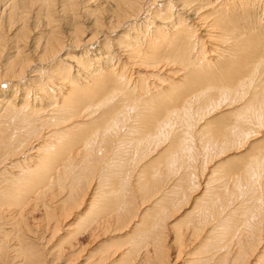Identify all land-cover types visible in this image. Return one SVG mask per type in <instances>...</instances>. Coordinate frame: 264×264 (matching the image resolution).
Returning a JSON list of instances; mask_svg holds the SVG:
<instances>
[{
    "label": "bare ground",
    "instance_id": "6f19581e",
    "mask_svg": "<svg viewBox=\"0 0 264 264\" xmlns=\"http://www.w3.org/2000/svg\"><path fill=\"white\" fill-rule=\"evenodd\" d=\"M29 23L45 34L38 79ZM163 142V179L145 186L155 164L141 160ZM133 186L150 204L126 236L135 264L169 263L175 213V233L192 221L168 239L179 264H264V0H0V264H68L78 233L137 217ZM117 244L85 264L126 262Z\"/></svg>",
    "mask_w": 264,
    "mask_h": 264
},
{
    "label": "rangeland",
    "instance_id": "374dc122",
    "mask_svg": "<svg viewBox=\"0 0 264 264\" xmlns=\"http://www.w3.org/2000/svg\"><path fill=\"white\" fill-rule=\"evenodd\" d=\"M152 7H154V6H152ZM245 10H247V9H245ZM231 19H232V17H231ZM157 22V21H156ZM243 23V22H242ZM236 25H241V22H238V24H236ZM40 27V28H39ZM33 26L31 23H29V27H28V30H27V33H26V35H27V37H24L23 39L24 40H26V49H24V50H26V52H27V50H29V54H28V56H30L29 58H31V61H29V66L28 67H30L29 68V70H35L34 72H33V78L35 77V75H36V79H38V76L37 75H41V72L42 71H44V69H47L48 68V66H47V64L46 63H42V64H38L37 63V60H35V54L34 53H32V51H31V48H32V46H34V44H35V42L36 41H38V39H41V41L43 40V38H44V36H45V34L44 35H42L41 33L42 32H44L43 30H41V26ZM29 31L31 32V33H29ZM33 31V32H32ZM121 31H122V29H121ZM120 31V34L122 33ZM125 31V30H124ZM29 33V34H28ZM34 34V35H33ZM87 33L85 32V34L84 35H86ZM41 36L40 38H39V36ZM19 36H21V35H19ZM28 36H29V38H28ZM88 36H89V34H88ZM88 36L86 37V38H88ZM110 36L111 37H114L115 35H111L110 34ZM36 37V38H35ZM243 37H244V35H243ZM26 38V39H25ZM31 38V39H30ZM38 38V39H37ZM117 38H121V36H119V37H117ZM21 39V38H20ZM29 39V40H28ZM27 40H28V42H27ZM40 41V40H39ZM24 41L22 40V41H19L18 43H19V45H22L21 43H23ZM30 42H31V44H30ZM30 44V45H29ZM33 44V45H32ZM88 44V43H87ZM29 45V46H28ZM83 45H85V44H83ZM82 45V46H83ZM28 46V47H27ZM81 46V47H82ZM31 47V48H30ZM85 47V46H84ZM80 48V47H79ZM79 48H77V49H79ZM77 49H75V50H77ZM66 50H71V51H73L72 49H70L69 48V46H68V48L66 49ZM75 52H77V51H75ZM34 56H33V55ZM33 64V65H32ZM35 65V66H34ZM34 66V67H33ZM36 66H37V68H36ZM141 69H139V72H142V73H144V72H148V71H146L145 69H146V67L145 66H139ZM36 68V69H35ZM42 68H44V69H42ZM42 69V70H41ZM36 70H38V71H36ZM40 70V71H39ZM47 71V70H46ZM37 73H40V74H37ZM42 76H43V74H42ZM32 78V79H33ZM148 80V82H153V80L151 81V79L149 80L148 78H146V77H144V80ZM28 83H30V82H28ZM154 83V82H153ZM225 111L227 112L226 114H225ZM216 114H220L221 115V117L223 118V119H221L222 121L224 120V121H226V119L228 118V116L230 115V114H232V112L230 113V111L228 110V109H226V110H221L219 113H216ZM212 116H214V117H212ZM212 116H210V117H208L207 119H206V121H210V119L212 120V121H214V119L217 117V115H212ZM220 116L219 117H217L216 119H215V121L217 120V121H219L220 122V118H221ZM225 117V118H224ZM231 118H233L231 115H230V118L229 119H231ZM211 121V122H212ZM214 121V122H215ZM216 121V122H217ZM223 121V122H224ZM213 122V123H214ZM205 123V122H204ZM204 124H202V126H203ZM208 129V128H207ZM214 133V132H213ZM202 136V135H201ZM259 138H261V136L259 137ZM258 137H256L255 138V140H258L259 139ZM254 140V139H253ZM252 140V141H253ZM254 140V141H255ZM196 142V141H195ZM164 143V142H163ZM159 143L158 145H156L155 143H154V145H156V147H155V153L153 152H151V153H148L147 154V156H145L144 158H142L143 160H141L142 161V163H141V166H140V168L139 169H141V167L143 166L144 168H149V166H150V168L149 169H151V167L155 164L156 165V163L158 164V165H161V163H164L165 161V157H166V155H168L167 153L169 152H167V151H165V148L167 147V146H165L166 144L164 143ZM81 146V145H80ZM150 147V146H149ZM78 149H79V147H78ZM81 149V148H80ZM150 149H151V147H150ZM161 149V150H160ZM245 149V148H244ZM145 150V151H144ZM143 151H142V154L143 153H145V152H148V149H144ZM172 150H173V148H172ZM247 149H245L244 151H246ZM77 151H79V150H77ZM244 151H242V154H241V152H239L238 154H239V158L238 159H241L242 157V155H245V152ZM199 152H201V151H198L195 155V161H194V165L195 166H197V165H200L199 163H198V161H204V160H202V156H203V154L202 153H199ZM156 153H158V154H160V155H158V154H156ZM149 154H151V155H149ZM149 155V156H148ZM156 157L157 156V160L155 159L154 160V157ZM164 158H163V157ZM150 157H152L153 158V160L154 161H156V163H154V161H152V158H150ZM201 158V159H200ZM235 158V157H234ZM149 159V160H148ZM229 159V158H228ZM227 159V160H228ZM145 160V161H144ZM152 161V165H151V163L149 162V161ZM222 160H224V158H221V160L220 161H222ZM233 160H235V162H231V165L233 166L237 161H236V159H233ZM143 161L145 162V163H143ZM193 161H192V163H193ZM197 161V162H196ZM147 162H148V164H147ZM145 166H147V167H145ZM214 164H216V163H214ZM149 165V166H148ZM155 165H154V168H153V171L152 170H146L145 172H150V174H148V178H149V176H151V178H149V179H147L146 178V180H145V183H144V185L145 186H147L148 184H150V182H154L155 183V180L158 178L159 179V182L163 179V176H160L159 174H158V172L157 171H160L161 169H163L162 168V165L161 166H157L156 165V168H155ZM224 165V164H223ZM142 167V168H143ZM161 169H160V168ZM197 168H199L198 166H197ZM155 169L157 170V171H155ZM159 169V170H158ZM196 169V168H195ZM155 172V174H156V176L154 175H152V172ZM145 176V177H146ZM160 178H161V180H160ZM203 180V179H202ZM202 180H201V182H202ZM147 182V183H146ZM133 194L135 195L134 196V199H133V203L135 204V207H138V205L140 206V207H138L139 209L137 210V217H134L131 221H129V222H127L126 224H124V225H112L113 227V230L111 231H109L108 233H104L102 230H98V231H96L95 233H94V235H90V234H81V233H78V238L79 239H76L75 241H77V242H79V243H81L82 241V245H85V250L84 251H82L81 253L79 252L78 254L81 256H78V255H72V257H71V262H69V263H71V264H85L86 262H87V260H86V262H85V258L87 259L88 257H86V254L87 253H89L90 252V250L92 251V252H90V253H94V254H97L98 252H99V250L100 249H102V250H104V249H106V248H108V247H110V245H111V247H115L116 245H112V244H117V245H119V250L117 249L116 250V252H118L115 256H114V258H119V257H121L125 252H124V249H126L125 251H126V253H127V251L129 252V249H131V247H132V245H133V243H132V241L131 240H129V242L128 243H126V241H128V239H129V237H130V239L132 238V239H137V238H140L141 237V234H140V231H136V233L137 234H135V235H133L134 237H131V234L133 233V231L135 230L134 229V227H136V226H134V222H136L137 221V219L138 218H140V216H141V214H142V209H145V208H147L150 204L149 203H147L146 205H144L143 206V204L141 205L140 204V202L143 200V198L141 199L140 198V196H142L143 197V195H142V193L140 194V193H138L137 192V190L135 189V187L133 186ZM148 188H145V191L148 193V190H147ZM201 191V190H200ZM200 191H197V193H198V195H201V193H202V191H201V193H200ZM197 193H196V195H197ZM196 195H194L195 197H198V195L196 196ZM91 196V195H90ZM43 200H48V198L47 197H45L44 196V199ZM85 201V202H84ZM89 201V196H86L85 198H84V200H83V203L81 204V208H80V210H76V211H74L73 210V214H81V211L82 210H84V208L86 207V203ZM135 201V202H134ZM52 203L51 202V200H49L48 201V203ZM139 202V203H138ZM42 204V201L41 202H39V204H38V207L37 208H33L32 209V214L34 215V216H36L37 214V219L38 218H40V217H42L43 216V213H41L42 211H41V205ZM137 205V206H136ZM150 207V206H149ZM39 210V211H38ZM139 210H141V211H139ZM186 210L188 211L189 209H187L186 208ZM41 211V212H40ZM80 211V212H79ZM38 212V213H37ZM74 212H76V213H74ZM139 212H141V213H139ZM150 214V213H149ZM199 213H193V215H198ZM42 215V216H41ZM175 216L176 215H178L177 213H175L174 214ZM173 215V219L172 218H169L168 219V222H169V225H170V228H171V230H167V231H172V234L169 232L168 233V235H170L169 237H167L166 238V240L164 241L165 242V246H167L168 247V249H167V253H168V256H167V258L168 259H166L167 261H169V263L168 264H179V263H181L183 260V257H181V255H180V257H178L177 259H176V261H175V258H174V252H175V249H176V247H174L173 246V244H171V242H170V240H168L170 237H172V235L174 236L175 234L176 235H178V233H180L179 235L181 236V234L183 233L182 231H184L185 230V227L184 226H186V225H191V223H192V221H191V223H188L187 224V222L186 223H182V222H177L178 223V225L177 226H179V227H177V226H175V230H178V231H176L177 233H175V231H174V229H172L173 227H172V225L171 224H174L176 221H178V220H175L174 219V216ZM182 215V214H181ZM193 215H191L188 219H190V218H194L195 216H193ZM40 216V217H39ZM149 216V215H148ZM193 216V217H192ZM180 218V217H179ZM76 221V222H75ZM71 223L69 226L70 227H72L73 225H74V223H77V220H74V217H72V215L71 216H69L68 217V219L66 220V222H65V224L66 223ZM172 222V223H171ZM68 223H67V225H68ZM131 223V224H130ZM180 224H181V227H180ZM66 225V226H67ZM132 225V226H131ZM60 226H61V224H60ZM65 226V227H66ZM75 226L76 225H74L73 226V228L75 229ZM127 226V227H126ZM134 226V227H133ZM183 226V227H182ZM188 226H186V227H188ZM116 227H117V229H116ZM184 230H183V229ZM59 229L60 230H58V232L57 233H55V236H54V238L53 237H50L49 238V242H45V249H44V251H46V249H48V248H50V250H52L51 248H53V246L56 248V247H58V245H55L56 243H57V241L59 240V238L58 237H62V235L65 233V229H64V226L62 225L61 227H59ZM116 229V230H115ZM134 229V230H133ZM192 229H196V228H192ZM191 229V232H194L195 233V231L196 230H192ZM74 231H76V229L74 230ZM167 231H166V233H167ZM48 232V231H47ZM47 232H45V234H44V236H45V238H48V235H47ZM64 232V233H63ZM102 232V233H101ZM182 232V233H181ZM104 233V234H103ZM100 235V236H99ZM105 235V236H104ZM136 235H138V236H136ZM67 236V235H66ZM65 236V237H66ZM126 236H129L128 237V239H127V237ZM80 237H81V239H80ZM98 237V238H97ZM55 238H56V240H55ZM58 238V239H57ZM88 238V239H87ZM96 238V239H95ZM177 238H178V236H177ZM63 239V238H62ZM62 239H61V241H60V243H59V245H61L62 246V244L64 243V240L62 241ZM66 239V238H65ZM91 239H93V240H91ZM95 239V240H94ZM101 240V241H97V240ZM123 239H125V243H124V240ZM127 239V240H126ZM44 240V239H43ZM52 240V241H51ZM53 240H54V242H53ZM79 240V241H78ZM82 240V241H81ZM90 240V241H89ZM42 241V240H41ZM40 241V242H41ZM56 241V242H55ZM94 241V242H93ZM113 241V242H112ZM115 241V242H114ZM43 242V241H42ZM62 242V243H61ZM90 242V243H89ZM112 242V243H111ZM124 244H123V243ZM84 243V244H83ZM96 243L97 244H99V246L95 249L94 248V250H93V247H94V245H96ZM132 243V244H131ZM52 244V245H51ZM121 244V245H120ZM122 244H123V246H122ZM125 244H126V247H125ZM130 244V246H128ZM44 245V244H43ZM48 245V246H47ZM88 245V246H87ZM93 245V246H92ZM67 246L68 245H65L64 244V251L65 252H63V254L65 253V254H67ZM123 249H122V248ZM127 247H128V250H127ZM194 247V246H193ZM196 247V246H195ZM188 249H190V248H188ZM67 250V251H66ZM134 249H132V251L131 252H134L133 251ZM191 250H192V248H191ZM43 251V250H42ZM97 253H96V252ZM122 252V253H121ZM131 252H129V254H127L126 255V253H125V256L124 257H127L126 259V262H125V260H123V261H120V260H118L117 262H118V264H135L136 262V258L135 257H137L138 258V256H135L134 254H132ZM120 253H121V255H120ZM131 253V254H130ZM94 254H92V255H94ZM150 253H148V258L150 259V260H153L152 259V256H153V254H150ZM75 256V257H74ZM96 255H94L93 257H95ZM129 256V257H128ZM50 257V256H49ZM78 257V258H77ZM93 257H91V258H93ZM141 257V256H140ZM90 258V259H91ZM48 259H50V258H48ZM73 259H75V260H73ZM63 260V259H62ZM60 261V260H57V262L55 263V264H66V262H64L63 263V261ZM80 260V261H79ZM79 261V262H78ZM84 261V262H83ZM82 262V263H81ZM124 262V263H123ZM130 262V263H129ZM68 263V264H69ZM4 264H6V263H4Z\"/></svg>",
    "mask_w": 264,
    "mask_h": 264
}]
</instances>
